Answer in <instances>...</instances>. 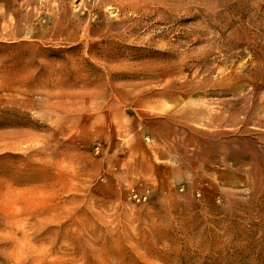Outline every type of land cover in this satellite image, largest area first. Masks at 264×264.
<instances>
[{"label": "rangeland", "instance_id": "1", "mask_svg": "<svg viewBox=\"0 0 264 264\" xmlns=\"http://www.w3.org/2000/svg\"><path fill=\"white\" fill-rule=\"evenodd\" d=\"M0 264H264V0H0Z\"/></svg>", "mask_w": 264, "mask_h": 264}, {"label": "built area", "instance_id": "2", "mask_svg": "<svg viewBox=\"0 0 264 264\" xmlns=\"http://www.w3.org/2000/svg\"><path fill=\"white\" fill-rule=\"evenodd\" d=\"M132 199H134L136 202L146 201L147 195L138 194L135 191H132L131 193Z\"/></svg>", "mask_w": 264, "mask_h": 264}]
</instances>
